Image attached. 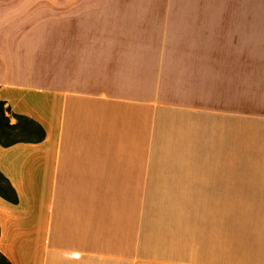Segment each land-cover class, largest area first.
Masks as SVG:
<instances>
[{
	"label": "crops",
	"instance_id": "1",
	"mask_svg": "<svg viewBox=\"0 0 264 264\" xmlns=\"http://www.w3.org/2000/svg\"><path fill=\"white\" fill-rule=\"evenodd\" d=\"M0 26V101L44 130L0 145L11 264H136L138 197L175 198L179 264L181 236L264 264V0H0Z\"/></svg>",
	"mask_w": 264,
	"mask_h": 264
},
{
	"label": "rangeland",
	"instance_id": "2",
	"mask_svg": "<svg viewBox=\"0 0 264 264\" xmlns=\"http://www.w3.org/2000/svg\"><path fill=\"white\" fill-rule=\"evenodd\" d=\"M3 30L4 28L0 26V36ZM12 117L9 108H6L3 103L2 111H0L1 123L4 125L6 121L8 123L11 120L14 122L15 118ZM15 133L10 137H15ZM136 200V264H179L176 260L178 255L176 245L178 233H176L175 198H166L164 205H162L159 198H146L145 203L141 197ZM162 208L163 211L160 210ZM157 212H162V214ZM233 218L234 215L231 214L227 218V222H233ZM145 223L146 228L142 229ZM196 238H200V236ZM182 239L183 236H181L180 256L184 259L183 264H191L192 262L188 259L192 257V254L187 251L189 246L186 243L183 246ZM193 246L195 248L194 256L197 259L196 262H193L194 264H209L205 262V259H212V256L216 259L215 262L219 259L224 262L223 257L226 256L229 259V253L206 251L207 247H204L201 240H195ZM221 262L218 264H222ZM181 263L182 259L180 258Z\"/></svg>",
	"mask_w": 264,
	"mask_h": 264
},
{
	"label": "trees",
	"instance_id": "3",
	"mask_svg": "<svg viewBox=\"0 0 264 264\" xmlns=\"http://www.w3.org/2000/svg\"><path fill=\"white\" fill-rule=\"evenodd\" d=\"M3 103L0 101V111H2ZM12 116L16 120L14 124H9L6 121L3 125L0 121V145L9 146L16 142H38L44 138V130L39 124L22 115L12 114ZM14 132H16V136L10 137ZM0 196L11 203L17 202L14 189L1 173ZM0 264H11V262L0 253Z\"/></svg>",
	"mask_w": 264,
	"mask_h": 264
}]
</instances>
